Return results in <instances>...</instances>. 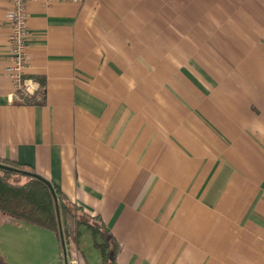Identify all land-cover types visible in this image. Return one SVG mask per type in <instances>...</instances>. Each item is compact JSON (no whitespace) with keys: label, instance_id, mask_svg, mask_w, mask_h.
Segmentation results:
<instances>
[{"label":"crops","instance_id":"1","mask_svg":"<svg viewBox=\"0 0 264 264\" xmlns=\"http://www.w3.org/2000/svg\"><path fill=\"white\" fill-rule=\"evenodd\" d=\"M9 6L0 160L99 217L112 264H264V0L28 1V96L4 77ZM94 234L66 264H102Z\"/></svg>","mask_w":264,"mask_h":264},{"label":"trees","instance_id":"2","mask_svg":"<svg viewBox=\"0 0 264 264\" xmlns=\"http://www.w3.org/2000/svg\"><path fill=\"white\" fill-rule=\"evenodd\" d=\"M24 180V181H23ZM0 212L15 220L51 231L62 249L76 243L77 227L95 231L92 245L100 253L102 264H112L116 248L108 229L99 217H90L68 201L54 185L20 167L0 160ZM112 243V245H111ZM0 264H7L0 258Z\"/></svg>","mask_w":264,"mask_h":264},{"label":"built area","instance_id":"3","mask_svg":"<svg viewBox=\"0 0 264 264\" xmlns=\"http://www.w3.org/2000/svg\"><path fill=\"white\" fill-rule=\"evenodd\" d=\"M10 6L6 12V22L10 30L8 36L9 61L4 68V77L10 82L13 90L22 96L32 92V86L23 80L25 70L29 63L27 52V13L26 4L31 0H4ZM46 5L56 2H66L79 5L84 0H38Z\"/></svg>","mask_w":264,"mask_h":264},{"label":"rangeland","instance_id":"4","mask_svg":"<svg viewBox=\"0 0 264 264\" xmlns=\"http://www.w3.org/2000/svg\"><path fill=\"white\" fill-rule=\"evenodd\" d=\"M10 219L21 225L0 222V256L3 261L7 264H42V257L37 254L38 248L42 247V230ZM43 233L47 234L49 239H55L51 232L43 230Z\"/></svg>","mask_w":264,"mask_h":264},{"label":"water","instance_id":"5","mask_svg":"<svg viewBox=\"0 0 264 264\" xmlns=\"http://www.w3.org/2000/svg\"><path fill=\"white\" fill-rule=\"evenodd\" d=\"M60 238H61V243H62V249H63V253H64V258H65V264H66V253H65V246H64V241H63V238H62V233H61V230H60Z\"/></svg>","mask_w":264,"mask_h":264}]
</instances>
